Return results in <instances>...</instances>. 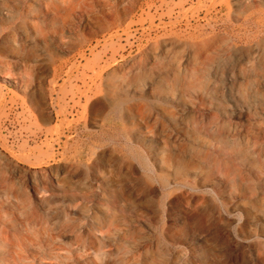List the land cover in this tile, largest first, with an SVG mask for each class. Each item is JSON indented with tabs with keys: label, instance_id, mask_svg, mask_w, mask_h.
<instances>
[{
	"label": "rangeland",
	"instance_id": "1",
	"mask_svg": "<svg viewBox=\"0 0 264 264\" xmlns=\"http://www.w3.org/2000/svg\"><path fill=\"white\" fill-rule=\"evenodd\" d=\"M0 264H264V0H0Z\"/></svg>",
	"mask_w": 264,
	"mask_h": 264
},
{
	"label": "bare ground",
	"instance_id": "2",
	"mask_svg": "<svg viewBox=\"0 0 264 264\" xmlns=\"http://www.w3.org/2000/svg\"><path fill=\"white\" fill-rule=\"evenodd\" d=\"M181 215H180V213H178V212H175L174 213V217L175 218H179ZM177 225H181V223H179V222H177ZM195 244V243H194Z\"/></svg>",
	"mask_w": 264,
	"mask_h": 264
}]
</instances>
